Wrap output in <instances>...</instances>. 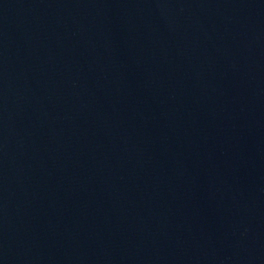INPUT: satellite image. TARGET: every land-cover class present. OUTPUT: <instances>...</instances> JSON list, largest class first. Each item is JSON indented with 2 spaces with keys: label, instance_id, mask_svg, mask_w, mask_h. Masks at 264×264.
I'll list each match as a JSON object with an SVG mask.
<instances>
[{
  "label": "water",
  "instance_id": "obj_1",
  "mask_svg": "<svg viewBox=\"0 0 264 264\" xmlns=\"http://www.w3.org/2000/svg\"><path fill=\"white\" fill-rule=\"evenodd\" d=\"M0 264H264V0H0Z\"/></svg>",
  "mask_w": 264,
  "mask_h": 264
}]
</instances>
